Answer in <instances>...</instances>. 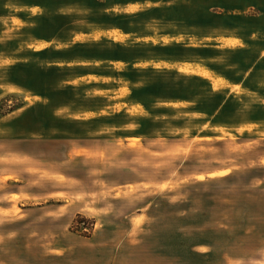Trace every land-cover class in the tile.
Listing matches in <instances>:
<instances>
[{
  "label": "rangeland",
  "instance_id": "obj_1",
  "mask_svg": "<svg viewBox=\"0 0 264 264\" xmlns=\"http://www.w3.org/2000/svg\"><path fill=\"white\" fill-rule=\"evenodd\" d=\"M165 1L126 0L109 5L107 17L98 6L66 7L78 15L76 25L40 41L19 33L26 23L0 22V32L6 27L0 45L13 38L35 51L79 44L264 45V17L249 24L221 20L211 28L179 20L164 10ZM195 57L144 53L131 65L200 74L216 89L226 84L212 77L209 55ZM127 66L82 79L116 82L88 95L109 97L104 115L125 113L95 118L85 127L99 131L84 141L47 128L51 106L36 111L37 98L0 87V264H225L228 254L259 252L264 123L228 131L199 117L196 102L150 104L142 94L146 80L137 88L131 78L115 80ZM69 97L75 94L65 91L61 99ZM84 143L87 149H78ZM83 219L89 231L78 226Z\"/></svg>",
  "mask_w": 264,
  "mask_h": 264
},
{
  "label": "crops",
  "instance_id": "obj_2",
  "mask_svg": "<svg viewBox=\"0 0 264 264\" xmlns=\"http://www.w3.org/2000/svg\"><path fill=\"white\" fill-rule=\"evenodd\" d=\"M124 1L126 0H0V22L11 23L19 20L26 23L19 33H32L30 38L40 41L55 33H67L69 27L78 21V15L66 12L69 10L66 7H89L92 10V6H98L102 7V11L105 10L99 14L100 17H107L109 5L119 6ZM163 4L164 10H174L179 20L191 19L211 28L215 22L221 20L249 24L264 17V0H167ZM33 11L36 13H32ZM89 17H93L90 12ZM0 33H6V27ZM144 53L153 56L162 53L169 56L195 55V58L209 55L212 59V77L221 79L226 84L216 89L209 78L200 74L132 66L135 57ZM1 61L3 66H0V87L14 86L23 94L37 98L39 101L35 105L36 111L40 107L49 109L51 106L53 124L47 125V128L54 127L50 130L57 134L70 133L69 136L78 141H84L80 139L86 134L93 135L99 131L85 127L92 126L95 118L125 116V113L104 115L103 112L111 103L109 97L95 93L88 95L95 89L117 85L116 82L109 84L82 81L92 74L118 69L116 66L120 64H126L128 68L126 72H117L115 80L131 78L132 80L127 79L131 88L139 87L137 81L146 80L147 86L143 88L142 94L150 104L196 102L198 104L195 110L199 117L201 114L202 118L209 119L208 122L213 127L226 128L228 131L238 132L248 125L264 123V45L162 47L79 44L64 48L50 46L35 51L22 45L19 39L13 38L0 45ZM29 73L34 75L29 76ZM65 91L75 94V97L61 99ZM165 108L163 110H167ZM64 118L69 120L62 123ZM195 120L197 123L200 121L199 118ZM40 126L39 132L42 134L47 128L43 123ZM84 128L88 130L84 131ZM144 133L149 134L150 131ZM202 134L207 137L214 136L209 131H203ZM84 144L79 145L78 149H87L88 143ZM224 263L264 264V244L258 253L251 255L228 254Z\"/></svg>",
  "mask_w": 264,
  "mask_h": 264
},
{
  "label": "built area",
  "instance_id": "obj_3",
  "mask_svg": "<svg viewBox=\"0 0 264 264\" xmlns=\"http://www.w3.org/2000/svg\"><path fill=\"white\" fill-rule=\"evenodd\" d=\"M78 226H80L81 228H83L86 231H89L90 228H91L89 222L87 221V219H83V221L79 222Z\"/></svg>",
  "mask_w": 264,
  "mask_h": 264
},
{
  "label": "snow or ice",
  "instance_id": "obj_4",
  "mask_svg": "<svg viewBox=\"0 0 264 264\" xmlns=\"http://www.w3.org/2000/svg\"><path fill=\"white\" fill-rule=\"evenodd\" d=\"M223 175V174H222ZM199 179L201 180V181H203L204 180V177L203 176H201V177H199Z\"/></svg>",
  "mask_w": 264,
  "mask_h": 264
}]
</instances>
